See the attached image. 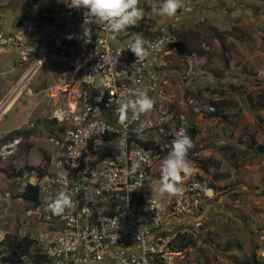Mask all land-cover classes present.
<instances>
[{
    "label": "built area",
    "instance_id": "built-area-1",
    "mask_svg": "<svg viewBox=\"0 0 264 264\" xmlns=\"http://www.w3.org/2000/svg\"><path fill=\"white\" fill-rule=\"evenodd\" d=\"M67 4L70 0H58L55 6L38 8L36 18L57 27L79 23L81 28H72L60 40L52 38L54 49L42 48L36 39L37 46L27 48L22 56L33 61L26 77L49 57L58 60L60 76L56 101L46 116L44 163L36 159L33 166L40 168L16 174L17 192L27 184L37 186L38 201L27 208L20 201L18 225L0 237V242L14 243L5 256L12 264H32L36 255L46 256L42 264H176L181 251L172 248V241L178 235L198 232L203 209L214 194L204 180L203 145H192L188 152L192 171L181 174L180 194L161 195L157 172L176 133H187L193 116L216 109L201 95L183 89L187 78L199 76L201 69L188 53L182 62L184 69L168 74L169 58L182 54V45L169 25L160 24L144 36L153 42L146 58H136L127 50L125 41L135 31L152 25L155 12L148 7V0L139 3L143 19L114 38L100 26L89 25L90 41L82 38L84 9ZM21 39L18 33L0 30L1 48L14 46ZM169 77L179 81L181 94L166 89ZM135 88L147 91L155 104L136 120L129 111L125 126L120 124L116 109L122 100L133 98L127 90ZM23 89L28 87L21 83L15 90L21 93ZM34 126L35 122L28 123L27 129ZM24 140L17 135L1 144L0 157L16 154ZM138 152L143 156L139 170L143 184L136 188L135 178L128 173ZM61 190L72 196L75 208L55 215L46 206Z\"/></svg>",
    "mask_w": 264,
    "mask_h": 264
},
{
    "label": "rangeland",
    "instance_id": "rangeland-1",
    "mask_svg": "<svg viewBox=\"0 0 264 264\" xmlns=\"http://www.w3.org/2000/svg\"><path fill=\"white\" fill-rule=\"evenodd\" d=\"M153 2L162 0H149L151 5L148 7H152ZM39 4L41 0H0V30L5 31L6 17L8 22L28 16L36 25L48 23L36 18L35 13L41 7ZM214 8L218 9L216 13ZM191 13L196 17L195 24ZM156 21L169 25L178 39L186 41L189 47L182 46V54L169 58L171 62L167 70L181 72L185 67L182 62L190 53L197 60L201 74L188 77V84H183V89L201 95L216 107L212 113L192 117L197 130L192 145L202 144L204 158L211 161L209 170L204 172V180L213 187L214 194L203 209V224L198 232L178 235L172 241V248L181 251L175 263L254 264V256L264 259V108H259L256 100L259 95L264 98V0H183V7L174 16L162 17L155 12L152 23ZM33 35L26 32L20 43L36 44ZM38 39L51 44L52 49L56 48L53 39L43 34ZM12 51L14 49L8 52L12 64L7 61L6 69L21 61L20 51ZM55 61L58 60L49 57L48 62L33 74L28 82L32 91H35L34 86L41 89L51 87L49 91L58 89L50 78V65ZM32 64L33 61L27 67ZM8 75L9 72L1 73L2 82L8 80ZM35 81L37 85H34ZM168 83L170 93L176 94L171 83L177 85L179 81L169 77ZM11 94L12 88L8 89L6 84L1 86L0 109L10 105L12 98H8ZM30 95L23 89L12 107L0 114V145L12 139L5 137L27 117V101L36 99L35 95ZM247 96L254 100H248ZM48 114H42V118L30 116L28 123L45 120ZM19 129H27V124L21 123ZM29 129L31 140H25L13 156L0 157V187L11 186V194L17 196L19 181L12 173L17 174L24 166L37 161L29 157L31 152L34 151L41 165L47 153L45 124ZM157 174L161 175V170ZM20 201L25 203V208L31 207L30 201ZM19 208L18 202H14L10 221L4 224L9 226L7 231L12 232L18 225ZM3 245L0 246V264H12L5 256L7 250L12 252V247H6L7 242Z\"/></svg>",
    "mask_w": 264,
    "mask_h": 264
},
{
    "label": "clouds",
    "instance_id": "clouds-1",
    "mask_svg": "<svg viewBox=\"0 0 264 264\" xmlns=\"http://www.w3.org/2000/svg\"><path fill=\"white\" fill-rule=\"evenodd\" d=\"M140 0H70L68 7L84 9V23L82 25V38L90 41L92 36L91 24H96L105 31L112 34L113 38L120 32L125 31L129 26H134L144 17V10L139 7ZM183 7V0H162L157 6L153 4L152 10L162 17H171ZM69 39L72 37L69 36ZM127 50H130L136 58L144 59L149 55V49L153 42L143 37L141 33H133L125 41ZM128 95L132 99H124L116 109L120 124L126 126L129 111L132 113V120L139 118L141 114L150 112L155 100L148 96L147 91L141 88L128 89ZM102 98L98 97V99ZM192 147V141L184 130L176 133L171 142L170 151L161 160V179L159 192L161 195L180 194L183 189L179 186L182 180V173L190 175L192 171L191 162L188 159V152ZM143 156L138 152L137 159L132 163L129 175L135 178L136 188L142 186L143 175L139 173ZM139 173V175H138ZM47 210L55 215H60L66 209H74L72 196L61 190L54 198L47 203Z\"/></svg>",
    "mask_w": 264,
    "mask_h": 264
},
{
    "label": "crops",
    "instance_id": "crops-1",
    "mask_svg": "<svg viewBox=\"0 0 264 264\" xmlns=\"http://www.w3.org/2000/svg\"><path fill=\"white\" fill-rule=\"evenodd\" d=\"M43 1H45V0H41V4H39L41 7H39V8L49 7L51 5L55 6L58 2V0H51L45 4V3H43ZM160 3L161 2H157V3L153 2L152 6H153V4H156L157 6H159ZM214 9H215V13H216L218 11V9L217 8H214ZM7 13H9V12H5L4 14H7ZM186 13H184V14H186ZM188 14H190V13H188ZM191 16L194 17V19H191V20H193L194 22H192V23L195 24L197 22V20H195L196 17L194 15V13H191ZM11 21L12 22H8V17L5 18V23H3L5 31L12 32V33H18V34L22 35L23 38L26 35V32L33 33L34 34L33 35L34 41L36 39H37V41H40L38 39V38H40V34H43L45 37H48L49 39L56 37L55 40L57 41V40H60L61 37L64 36V34H66L67 32H69L72 28H76V29L81 28L79 23H75L74 25H71V27L70 26L57 27L51 23H40L37 25L36 24L35 25H32V24H29V25L21 24L20 25L19 24V21H20L19 18L12 19ZM160 24L161 23L159 21H156L155 23H152V25L149 26L148 28H146L144 30L143 29L137 30L134 33H141L143 35V37L149 36L155 31V29ZM26 30H29V31H26ZM30 37H32V35ZM37 43L38 42H36V44H34V45H32L31 43L22 44V43H20V41H18V43L14 46H7V47H2V48L0 47V75H1V73L9 72V75H8L9 77H8L7 81L2 82L3 79H1V77H0V88L4 84H6V87L8 89L12 88V94L8 98V99L12 98V101L6 109L2 110V107H1V109H0L1 114L7 112L12 107V105L16 102L18 97L21 96L20 91L15 90L17 88V86H19V84H21V83L24 84V86L28 87V89H25V90L29 94H31L30 96H33V95L36 96V99L30 98L27 101V107H26L27 117H25V119H27L30 116H32L33 118H36V117L42 118L41 115L44 113H48V111H50V108L54 106V103H55L56 98H57V96H56L57 95V89H56V91H49V89L51 87L49 89H47V88L41 89V88H36V86H34L35 91H32L33 89L28 84V82L31 80L33 75H31L29 78L26 77V71L28 69L27 64L30 63V61L23 60L22 56L26 55L25 50L27 48L35 47V46H37ZM40 44H41L42 48H43V45H47V47L51 46V44H46V42L45 43L40 42ZM182 46L185 48H189L186 41H183ZM207 48H206V50H207ZM13 49H14V51L15 50L20 51L21 61L17 62L18 63V64L16 63L17 65L16 64L12 65L10 68L6 69L5 67L7 65H5V64L7 61L10 62L9 64H12V56L11 55L9 56L8 52L13 50ZM14 51H12V53ZM190 52H192V51H190ZM50 67H51V73H52V76L50 78L53 79L54 83H56V85H57V82H58L59 76H60V74H59V72H60L59 63H57L55 61L54 65H50ZM167 71H168V74L173 73L172 71H169V70H167ZM34 85H37L36 81L34 82ZM187 86L188 85H185V87H187ZM171 88L173 90L177 91L176 95H178L181 91L180 87L178 85H176V83H171ZM166 89L170 92V90L167 87H166ZM5 102H4V104H5ZM21 123H23V122L19 121L18 124H16L14 126V128H16ZM29 140H31V137L29 138ZM31 151H33V148ZM29 157H31L33 161L37 159V157L35 158L34 151L29 154ZM11 192H12V187L9 185L0 187V237H1L2 232L7 231L6 228L9 227V226L4 225V224H8V222L10 221V218L12 216V205H13V203L18 202V204L21 206V203L19 202V200H17L18 197H17L16 193L11 194ZM14 198H15V200H14ZM14 207H16V206H14ZM16 208H18V207H16ZM2 229H4V230H2ZM5 242H7V241L0 242V246L4 247L3 244ZM7 244L8 245L6 247H12V244L9 243V241L7 242Z\"/></svg>",
    "mask_w": 264,
    "mask_h": 264
},
{
    "label": "trees",
    "instance_id": "trees-1",
    "mask_svg": "<svg viewBox=\"0 0 264 264\" xmlns=\"http://www.w3.org/2000/svg\"><path fill=\"white\" fill-rule=\"evenodd\" d=\"M37 18H39V17H37ZM31 21H32V19L30 17L25 16V17H22L20 19L19 24L20 25L21 24L29 25ZM31 23H33V22H31ZM33 24H35V23H33ZM236 35H238V33ZM179 42H180L179 45L183 44L182 40H179ZM258 82H261V81H258ZM247 99L248 100H254L252 98V96H247ZM256 100H257L258 107L259 108H264V98H263V96L259 95V98L256 99ZM41 123L46 124L47 123V119H45V120L41 119V120L36 121L37 125H39ZM196 131H197L196 127L192 125V127L189 128V130L187 131L186 134L189 136V138H193L195 136V134H196ZM15 135L16 136L17 135H22L25 138V140L29 141L28 139H29L30 134H29V130L28 129H25V130L14 129L10 133H8L5 138H10V137L15 136ZM260 149L261 148H259L258 150H260ZM210 163H211V161L209 159H205L203 161L202 167L204 168L205 171L209 170L208 166H209ZM33 168H40V167L39 166H33V165H26V166H24V168L21 169L20 172H22L24 169L30 170V169H33ZM12 175H16V173H12ZM262 194H264V190L262 191ZM18 196L23 198L24 200L30 201L32 203H37V201H38V187L30 185V184H27L26 187L24 188V190L21 193H19ZM200 234H201V232H200ZM7 241H9V240H7ZM9 243H11L12 245L14 244V243H12V241H9ZM46 261H47V258H46L45 255H36L33 258V261L31 263L32 264H42V263H45ZM253 262H254V264H264V259L263 258L260 259L259 257L254 256Z\"/></svg>",
    "mask_w": 264,
    "mask_h": 264
},
{
    "label": "flooded vegetation",
    "instance_id": "flooded-vegetation-1",
    "mask_svg": "<svg viewBox=\"0 0 264 264\" xmlns=\"http://www.w3.org/2000/svg\"><path fill=\"white\" fill-rule=\"evenodd\" d=\"M28 120H29V117L23 121V124H28ZM19 128H21V124L18 125V126H17L16 128H14V129L21 130V129H19ZM14 129H13V130H14ZM15 136H16V135H15ZM15 136H12V138L15 137Z\"/></svg>",
    "mask_w": 264,
    "mask_h": 264
},
{
    "label": "bare ground",
    "instance_id": "bare-ground-1",
    "mask_svg": "<svg viewBox=\"0 0 264 264\" xmlns=\"http://www.w3.org/2000/svg\"><path fill=\"white\" fill-rule=\"evenodd\" d=\"M209 193H211V190H209Z\"/></svg>",
    "mask_w": 264,
    "mask_h": 264
},
{
    "label": "water",
    "instance_id": "water-1",
    "mask_svg": "<svg viewBox=\"0 0 264 264\" xmlns=\"http://www.w3.org/2000/svg\"><path fill=\"white\" fill-rule=\"evenodd\" d=\"M26 31H29V30H26ZM2 111V110H1ZM1 114V113H0Z\"/></svg>",
    "mask_w": 264,
    "mask_h": 264
}]
</instances>
